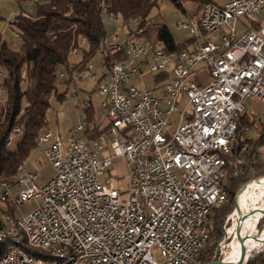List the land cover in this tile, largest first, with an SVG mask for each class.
<instances>
[{
	"label": "built area",
	"instance_id": "1",
	"mask_svg": "<svg viewBox=\"0 0 264 264\" xmlns=\"http://www.w3.org/2000/svg\"><path fill=\"white\" fill-rule=\"evenodd\" d=\"M103 10L112 25L136 26L126 27L121 43L102 40L105 57L124 58L91 76L103 98L107 139L78 136L93 129L90 97L70 134L39 135L36 149L56 174L39 186L25 167L1 185L3 203L40 204L22 219L0 213V243H9L0 264H201L212 212L227 199L223 180L239 120L254 101L264 104V0L205 4L199 16L177 23L191 34L179 51L143 39L153 18L138 27ZM145 68L157 74L154 88L132 83ZM80 78L72 75L74 83ZM118 159L133 166L127 188L116 186Z\"/></svg>",
	"mask_w": 264,
	"mask_h": 264
},
{
	"label": "trees",
	"instance_id": "2",
	"mask_svg": "<svg viewBox=\"0 0 264 264\" xmlns=\"http://www.w3.org/2000/svg\"><path fill=\"white\" fill-rule=\"evenodd\" d=\"M16 1L35 5V13L27 14L23 11L10 22V27L21 41L18 50L12 49L4 41L0 31V69L4 72L0 89L6 95L5 103L0 104V187L3 183L14 182V176L26 167V162L37 148L39 135L51 130L48 112L55 100L61 103L65 101L70 85L75 82L72 81V75L81 77L90 70L88 66L92 65L93 59L101 50L102 40L107 37L103 9H106L107 15H120L124 21L132 19L137 22L138 27H144L146 20L154 17L153 11L158 0ZM168 1L184 14H187L185 3L197 4L198 9L193 16L199 15L205 4L219 2V0ZM1 20L2 18L0 22ZM143 39L160 41L168 49L178 51L185 49L191 42L189 40L177 44L166 26L156 34H153L150 28L145 30ZM74 50H77L76 54L81 55L78 60H72L76 55L73 54ZM122 58L124 57L120 52L108 53L102 66L108 70L113 62ZM60 72L67 78L59 79ZM88 107V121L93 125V129L88 128L83 134L89 141H102L109 125L102 128L96 124L92 107ZM247 113L239 120L237 139L228 158L227 177L223 180L227 199L212 212L208 239L199 254L201 264L222 260L219 256V247L226 237L225 220L236 208V193L245 185L243 192L240 193V205L247 186L254 180L264 181V159L260 152L264 146V123L260 126L258 138H243V127L254 124ZM15 129H20V133H15ZM16 136L19 137L17 141ZM11 137L13 143L8 148L7 143ZM10 204L0 201V213L9 214L14 218ZM259 222L261 228L264 219L261 221L259 219ZM261 232L264 233V228ZM8 245L7 242L0 243V259L7 252ZM261 246L251 245L250 249L255 251ZM246 264H264V248L254 252Z\"/></svg>",
	"mask_w": 264,
	"mask_h": 264
},
{
	"label": "rangeland",
	"instance_id": "3",
	"mask_svg": "<svg viewBox=\"0 0 264 264\" xmlns=\"http://www.w3.org/2000/svg\"><path fill=\"white\" fill-rule=\"evenodd\" d=\"M185 8L187 11V14H184L183 12L179 11V9L172 4L168 0H158L157 6L155 10L153 11L154 17L152 19V26L150 28V31L153 34H156L161 28L166 26L171 34L173 35V38L175 39V42L177 44H183L186 43L191 39V34H189V31L177 30V23L184 22L187 20L188 16H193V14L196 13L198 9V5L195 3L187 2L185 3ZM25 13H35V5L29 4V3H19L16 0H0V18H2L0 22V31L2 33V37L4 41L9 44V46L14 49L18 50L20 48V39L18 38L15 31L12 30L10 27V22L14 20V17H17L21 12ZM199 16V15H197ZM106 31H107V39L110 44L113 43H121L126 38V27L130 28L131 30H135L136 26L134 24H124V22L117 23L115 25H112L107 16H103ZM123 20V19H122ZM126 22V21H125ZM76 55H79L76 54ZM74 55L72 57V60H78L81 55L76 56ZM105 55L102 54V52H99L96 57L92 61V69L87 71L79 80H77L76 83H73L70 85L69 92L64 102H58L54 101L53 107L48 112V122L51 130L61 133L64 136H67L70 134L78 125H80L83 122V103L87 97H90L91 103L89 106L92 107V112H94V118L96 120V124L101 125L102 128H105L109 125L108 120H106L105 114L101 110V103L103 101V98L98 94V92H94V90L97 88V83L95 81H92L91 76L93 73L95 74H103L107 71L106 67L102 66V63L104 61ZM156 73H151L149 68H145L143 72V77L140 78L139 76H136L132 78V83L135 84L140 89H151L155 87V76ZM65 78L66 75H65ZM3 77H0V83L2 82ZM74 89H79V94L77 96L73 95ZM63 91V89H61ZM6 100L5 93H0V104L3 105ZM261 123L257 120L255 122V125L253 126H246L243 127V131L245 128L249 127V131L244 135L243 138L248 139H256L259 136V130ZM82 134V133H81ZM83 135V134H82ZM80 136V134H78ZM107 139V136H105ZM19 137L16 136L15 141H17ZM92 144H88L89 148ZM264 153V148L262 150ZM26 168L28 170H31L33 172L37 173L38 181L37 184L39 186L45 185L51 178H53L56 174L52 164L48 162V160L45 158L44 154L40 152L39 150H36L32 153L30 159L28 162H26ZM118 164L117 173L118 177L120 178V182L116 184L119 188L125 187L127 188V176L129 174V171L132 170V165H126V167L121 166L123 161H116ZM100 181L103 182L104 178L101 177ZM251 182V181H250ZM249 184V182L247 183ZM246 184V185H247ZM245 187V185L243 186ZM242 187V188H243ZM259 189L258 186L254 187L252 190L249 191L250 194L257 193L258 194ZM239 193V191H238ZM245 193V192H244ZM248 193V195H249ZM237 194V193H236ZM247 195V196H248ZM259 209L264 208V197L259 196ZM40 204V199L33 200L27 203H24L20 206H16L14 204H10V207L13 209V216L15 219H22L23 217H26V215H29L32 213ZM245 209H251L249 205L246 204L244 206ZM236 213L235 210L227 217L225 220V239L220 244L219 249V256L221 259H227L229 260H235V252H234V246L237 242V240L234 238L235 229L231 234L229 233L230 228L233 227V221L234 215ZM247 213V212H246ZM260 213L252 214L242 225L241 228V236L244 235V233H248V235L255 236L261 232L264 228V222L261 224V228L259 226L260 222L258 223L256 227V222L259 219ZM264 219V216L262 217ZM261 221V219H260ZM253 229V230H252ZM247 247L250 249L251 245H262L258 242H251L247 243ZM264 248V245L256 249L251 253V256L254 252H258ZM217 251H215V254ZM157 256L159 257L160 254L157 252ZM250 256V257H251ZM213 261V260H212ZM209 261V262H212ZM208 263V262H207Z\"/></svg>",
	"mask_w": 264,
	"mask_h": 264
},
{
	"label": "water",
	"instance_id": "4",
	"mask_svg": "<svg viewBox=\"0 0 264 264\" xmlns=\"http://www.w3.org/2000/svg\"><path fill=\"white\" fill-rule=\"evenodd\" d=\"M257 181L260 180H255L253 181V183H256ZM245 187H243L239 193H237L236 196V213L238 215L237 217V223L235 226V233L234 234V238L240 243V257L239 260H237L236 262L232 263L230 261H227V259H222V260H217V261H212V262H208L206 264H246L248 262V259L251 256V253L253 252V249H249L247 246V242L251 241V240H255L257 242H260V244L264 245V239L261 237L262 233L260 234V236H254L252 237V235H248L247 237H242L241 236V228L242 225L244 224V222L254 213L256 212H260L262 214V216H264V209H250L247 211V213L243 214L240 207H239V198H240V193L243 192ZM235 213V214H236Z\"/></svg>",
	"mask_w": 264,
	"mask_h": 264
},
{
	"label": "bare ground",
	"instance_id": "5",
	"mask_svg": "<svg viewBox=\"0 0 264 264\" xmlns=\"http://www.w3.org/2000/svg\"><path fill=\"white\" fill-rule=\"evenodd\" d=\"M256 186H258V189H259V192H258V194L257 193H252V194H250L249 193V191L250 190H252L254 187H256ZM248 193H249V195H248ZM244 195H243V198H242V201H241V204L239 205V207H240V209H241V211H242V213L243 214H245L249 209H245V207L244 206H246V204L247 205H249V207L251 208V209H259V206H258V204H259V200H258V198H259V196H263L264 197V182H259V181H257L256 183H250L248 186H247V188H246V190H245V193H243ZM248 195V196H247ZM264 209V208H263ZM258 212H256L255 214H257ZM260 213V212H259ZM260 218L259 219H262V214L260 213ZM237 217H238V215H237V213L234 215V220H232L233 221V227L232 228H230V230H229V233L228 234H231L233 231H234V229H235V226H236V223H237ZM259 219H257L258 221L256 222V226H257V223L259 222ZM253 230V229H252ZM262 233V238L264 239V233L263 232H261ZM261 233H259V234H257V235H255V236H260V234ZM248 236V233H247V231H246V233H244V235L242 236V237H247ZM252 237H254V236H252ZM251 242H257V241H255V240H251V241H248L247 243H251ZM258 243H260V242H258ZM240 243L237 241L236 242V244H235V246H234V252H235V260H229L230 262H232V263H234V262H236L237 260H239V257H240Z\"/></svg>",
	"mask_w": 264,
	"mask_h": 264
},
{
	"label": "crops",
	"instance_id": "6",
	"mask_svg": "<svg viewBox=\"0 0 264 264\" xmlns=\"http://www.w3.org/2000/svg\"><path fill=\"white\" fill-rule=\"evenodd\" d=\"M107 72V71H106ZM106 72H104V73H106ZM103 73V74H104ZM201 77H203L204 78V82H206V79H207V76H206V73H202L201 74ZM248 113L247 114H249L250 115V117H251V119L254 121V124L253 125H255V122L258 120L259 121V123H261V125H262V123H264V104L263 103H261V102H258V101H254L253 103H251V105L249 106V108H248V111H247ZM258 130H259V133H260V130H261V127L259 128L258 127ZM80 138H83V139H87V138H85V135L83 134H80V136H79ZM263 148H264V146L261 148V150H260V152H261V154H262V157H263V159H264V153H262L263 151ZM116 161L117 160H115V165H114V169H113V173H117L116 171H117V169H119V168H117L118 166V164L116 163ZM118 161H121V159H118ZM123 161V160H122ZM121 166H124V167H126V163H125V161H123V163L121 164ZM117 176H118V174H116ZM264 182V181H263ZM262 183V182H261Z\"/></svg>",
	"mask_w": 264,
	"mask_h": 264
}]
</instances>
